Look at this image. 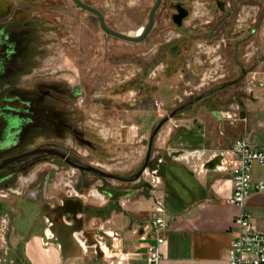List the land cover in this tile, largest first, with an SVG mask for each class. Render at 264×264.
Instances as JSON below:
<instances>
[{
	"label": "rangeland",
	"instance_id": "obj_1",
	"mask_svg": "<svg viewBox=\"0 0 264 264\" xmlns=\"http://www.w3.org/2000/svg\"><path fill=\"white\" fill-rule=\"evenodd\" d=\"M84 1L102 12L109 28L129 36H137L146 28L155 3V0ZM172 1L162 0L150 34L138 43L105 33L97 18L77 8L71 0H65L67 7L61 20L59 13L51 16L48 23L55 27L50 30L56 35L54 51H57L51 54L57 59L51 58L45 64L50 68L39 77H63L61 87L65 93L56 102L63 103L64 115L78 133L83 131L85 137L95 134L103 141L102 147L96 152L98 144H93L92 156L85 157L83 154L87 152L77 144L76 133L72 136L71 132H65L64 138L72 136L73 143L70 138L63 139L64 149L81 163L95 167L94 175L79 172L73 176V171L66 167V171L56 173L49 165L43 167L44 172L36 173V168L32 167L18 174L8 188L0 187V207L5 208L0 213V264L6 261L14 235L26 228L25 205L35 206V217L40 220L42 203L47 201L56 207L63 191L66 193L72 186L80 189L84 183L88 188H82L87 192L111 184L121 187L124 179L133 186L135 183L143 185L145 197L149 185V194H152V175L155 174H141L138 180L134 177L143 167L149 148L150 166L144 167L142 173L148 168V171L157 169L158 174L164 154L178 157L182 154L181 145H176L178 150L172 147L174 135H179L175 128L178 119L199 120L202 111L216 108L225 116L218 124L209 122L201 126L198 121L199 132L195 134L199 136L194 135L193 140L203 137L207 149H212L220 144L217 139L231 132L238 138L256 136L257 142L264 144L263 130L255 134L256 129L247 119L257 128L259 119L264 116V112L254 111L260 107L262 99L255 90L257 86L264 87V81L251 73L261 67L262 59L254 62L244 57L246 55L237 56L231 51L224 56L208 55L217 46L220 53L221 49H226L235 31L246 32L253 26H261L264 0H256L259 3L246 0L248 3L240 4L237 0H220L223 7L230 6L224 15L215 6L216 0H188L193 19L186 21L191 24L182 29L173 27L170 20ZM248 6L254 9L250 15H245L250 10ZM213 16L217 20L210 24ZM249 45L250 42L243 44L244 53L248 52ZM140 69L143 75L134 82L132 79ZM75 89L79 92L77 95H73ZM135 89L140 90L137 95ZM56 102L48 100L47 103L55 105ZM127 109L134 110L127 112ZM247 109L253 112L248 111L247 117L241 119V112ZM126 127H132L126 134L127 142L122 131H127ZM43 221L47 228L52 226L49 218ZM47 234L44 231V237Z\"/></svg>",
	"mask_w": 264,
	"mask_h": 264
},
{
	"label": "crops",
	"instance_id": "obj_2",
	"mask_svg": "<svg viewBox=\"0 0 264 264\" xmlns=\"http://www.w3.org/2000/svg\"><path fill=\"white\" fill-rule=\"evenodd\" d=\"M245 2L248 3L246 0H237L239 4ZM254 2L259 3L256 0ZM248 9L245 15H250L254 6H248ZM233 37L228 47L221 49V53L217 46L208 55L215 53L224 56L231 51L237 56L246 55L244 57L252 58L254 62L262 59L261 67L251 73L264 81V21L261 26H253L246 32L235 31ZM247 42L250 45L248 52L244 53L243 44ZM255 93L262 99L258 105L260 107L254 108V111L264 112V87L257 86ZM214 111L219 112L216 108L209 112L202 111L199 120H176L175 128L179 135H174L172 147L178 150L176 145L179 144L182 153L196 151L205 154L197 158L190 157L188 161L164 154V161L158 165L156 174L157 186L152 194H149L147 186V197L142 190L143 185L135 183L133 186L125 181L121 187L111 184L87 192V189L84 191L82 188L83 185L82 189L72 186L75 192L71 194L69 190L66 193L63 191L56 207L47 201L43 202L45 205L42 203L40 220L35 217L36 207L25 205L26 228L14 235L13 246L9 242L10 249L3 264H146L145 247L156 244L154 197L161 200L165 214L169 212L173 215L169 222L166 214V225L160 232L163 242L159 245V264H229L228 250L231 241L237 236L235 220L241 212L248 213L258 229L264 232V192L252 191L243 207L226 202L232 193V176L230 173L218 172L214 168L217 161L208 160L212 153L228 149L241 138L228 132L217 139L220 144L212 149H207L203 137L198 141L193 140L194 135L199 136L195 134L199 132L196 125L198 121L201 126H207L209 122L218 124L223 114L219 112L218 116L213 114ZM244 111L247 117L250 109ZM247 119L256 129L255 134L259 130L264 132V116L259 119L257 128ZM126 128L127 131L122 129L124 137L132 127ZM255 137L249 140L257 148H263L264 144L258 143ZM153 165L156 166V163ZM252 177L255 181L264 179V164H252ZM90 192L103 196L104 203H97L96 198L91 199L88 196ZM44 218L51 220V227L47 228ZM97 225H103L109 235H102L100 239L96 237L103 233L97 229ZM44 231H49L54 238L46 240ZM80 238L86 241V245L79 244Z\"/></svg>",
	"mask_w": 264,
	"mask_h": 264
},
{
	"label": "flooded vegetation",
	"instance_id": "obj_3",
	"mask_svg": "<svg viewBox=\"0 0 264 264\" xmlns=\"http://www.w3.org/2000/svg\"><path fill=\"white\" fill-rule=\"evenodd\" d=\"M81 1L92 6L89 2ZM189 3L188 0L171 2L170 20L173 27L182 29L191 24H186V21L193 19ZM215 6L222 11L221 15L229 12L230 6L223 7L220 0L215 1ZM65 7V0H0V187L8 188L18 174H24L32 167L36 168V173L40 170L44 172L43 167L48 165L56 173L68 168L73 171V176L79 172L97 171L92 165L81 163L67 152L63 147V139L68 141L76 133L74 137L78 140L77 144L87 152L83 154L85 157L92 156L93 144H98L97 149L94 146L98 152L103 141L95 134L85 137L83 131L78 133L65 117L63 103L56 102L65 93L61 87L63 77H39L42 71L46 72L50 68L45 64L53 58L51 53H57L54 51L56 35L50 30L54 26L48 21L54 13H59L61 20ZM90 14L99 21L96 15ZM213 20H217L216 17L211 18L210 24ZM141 70L132 79L134 82L142 77ZM139 91L135 89V95ZM78 93L75 89L73 95ZM48 100L56 104H48ZM159 126L161 124L156 128ZM65 132H71L72 136L64 138ZM153 136L154 131L152 139ZM70 141L72 144L73 140ZM149 151L144 162L146 166H150ZM142 171L143 167L136 173L134 180L139 179ZM125 181L129 182L128 179ZM83 186L87 187L85 184ZM4 210V207H0V213Z\"/></svg>",
	"mask_w": 264,
	"mask_h": 264
},
{
	"label": "built area",
	"instance_id": "obj_4",
	"mask_svg": "<svg viewBox=\"0 0 264 264\" xmlns=\"http://www.w3.org/2000/svg\"><path fill=\"white\" fill-rule=\"evenodd\" d=\"M205 153H198L196 151L183 152L178 156H171L174 159L183 158L186 161L190 157H201ZM209 161H217L215 170L222 173L231 174L232 193L226 199L227 203L235 204L240 207L245 205L248 196L252 191L257 193L264 192V179L254 180L252 177V164L257 162L264 164V147L257 148L249 139L241 138L234 142L231 147L219 153H212ZM205 164L202 165L204 167ZM145 172V174H144ZM141 173L143 176L152 175V191L157 186L158 178L156 177V170H149L148 168ZM69 192L74 193V188L69 189ZM91 198H96L99 203H104V197L96 193H89ZM154 199L155 213L157 216L154 218L155 226V238L156 244L148 245L145 247L146 264H159L161 260V254L159 245L163 242V237L160 232L166 225L165 209L160 199ZM94 225V224H93ZM237 227V236L231 241L228 250V262L229 264H264V232H262L256 224L253 222L251 216L246 212H241L235 220ZM97 229L102 234L95 235L96 237L103 238L102 235H109L107 231H104L103 225H97ZM46 240L53 239V235H46ZM81 246L86 245V241L79 239Z\"/></svg>",
	"mask_w": 264,
	"mask_h": 264
},
{
	"label": "water",
	"instance_id": "obj_5",
	"mask_svg": "<svg viewBox=\"0 0 264 264\" xmlns=\"http://www.w3.org/2000/svg\"><path fill=\"white\" fill-rule=\"evenodd\" d=\"M78 6H80L81 8L93 13L94 15H96L98 18H99V21H100V26H101V29L111 35V36H114L116 38H119L121 40H125V41H130V42H135V43H138V42H141L143 41L151 32L152 28H153V22H154V14L155 12L157 11V9L159 8V5H160V2L161 0H155V3L153 5V7L151 8L150 12H149V17H148V23H147V26L146 28L142 31V33H140L139 35L137 36H129V35H125L123 33H120L118 31H115L111 28H109L106 23H105V20L103 18V15L102 13L95 9L94 7L88 5V4H85L83 3L81 0H73ZM213 114L215 115H219V112L217 111H214ZM245 116V113L244 112H241L240 114V118L243 119ZM160 127V126H159ZM159 127H157L155 130H154V134L158 131ZM152 139V137H151ZM150 139V140H151ZM146 167V164L143 165V168ZM139 175V174H138ZM137 175V176H138ZM167 216L169 217V222L171 221V218H172V214L169 213V212H166Z\"/></svg>",
	"mask_w": 264,
	"mask_h": 264
},
{
	"label": "bare ground",
	"instance_id": "obj_6",
	"mask_svg": "<svg viewBox=\"0 0 264 264\" xmlns=\"http://www.w3.org/2000/svg\"><path fill=\"white\" fill-rule=\"evenodd\" d=\"M5 5H6V4H5ZM209 52H210V51H209ZM220 114H221V113H220ZM222 116H225V114H223ZM230 116H231V115H230ZM31 180H32V179H31ZM31 180H30V181H31ZM48 234H50V232H49V231H48Z\"/></svg>",
	"mask_w": 264,
	"mask_h": 264
}]
</instances>
